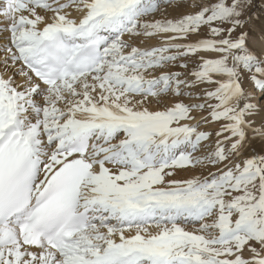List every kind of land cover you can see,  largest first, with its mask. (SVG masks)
<instances>
[{"label": "snow or ice", "instance_id": "obj_1", "mask_svg": "<svg viewBox=\"0 0 264 264\" xmlns=\"http://www.w3.org/2000/svg\"><path fill=\"white\" fill-rule=\"evenodd\" d=\"M256 7L0 0V264H264Z\"/></svg>", "mask_w": 264, "mask_h": 264}, {"label": "bare ground", "instance_id": "obj_2", "mask_svg": "<svg viewBox=\"0 0 264 264\" xmlns=\"http://www.w3.org/2000/svg\"><path fill=\"white\" fill-rule=\"evenodd\" d=\"M257 4V7L255 9H253L258 15H259V19H254L250 25V27L253 29L254 33L256 35L259 34V29L261 27H264V5H261L260 3H256ZM169 11V14L171 15H175L176 13L170 9L168 10ZM148 42V41H147ZM152 43H156L155 40H150L149 43L147 44H152Z\"/></svg>", "mask_w": 264, "mask_h": 264}, {"label": "rangeland", "instance_id": "obj_3", "mask_svg": "<svg viewBox=\"0 0 264 264\" xmlns=\"http://www.w3.org/2000/svg\"><path fill=\"white\" fill-rule=\"evenodd\" d=\"M256 3H260V0H256ZM170 10V9H169ZM254 11V10H253ZM150 42V40H148V42L147 43H149ZM154 43H152V44H150V45H153ZM149 45V44H148ZM246 86H248V85H246ZM186 102H188V101H186ZM212 127L213 126H210V125H202L201 126V130H212ZM199 172V170H197V173ZM193 173L192 172H180L179 173V176H178V178H185V177H188V176H190V175H192Z\"/></svg>", "mask_w": 264, "mask_h": 264}]
</instances>
